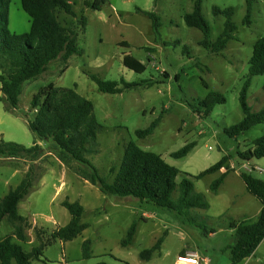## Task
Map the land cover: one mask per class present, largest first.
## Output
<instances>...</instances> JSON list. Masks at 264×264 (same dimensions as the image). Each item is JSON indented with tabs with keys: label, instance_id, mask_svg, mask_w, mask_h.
<instances>
[{
	"label": "rangeland",
	"instance_id": "obj_1",
	"mask_svg": "<svg viewBox=\"0 0 264 264\" xmlns=\"http://www.w3.org/2000/svg\"><path fill=\"white\" fill-rule=\"evenodd\" d=\"M68 1L75 17L62 10H56V17L62 26L77 29L81 54L71 56L66 64L55 60L36 79L25 82L16 109L5 111L0 102V139L32 146L34 138L27 128V121L34 115L32 96L48 84L74 89L91 102L101 126L96 145L91 147L97 152L86 155L100 177L112 182L128 143L133 142L176 168L177 184L183 177L190 178L194 192L202 195L208 208L179 215L132 197L103 194L81 178L82 172H90L86 165L60 161L49 142L38 141L44 152L35 162L0 157V199L20 182L30 166L37 178L17 208L18 215L26 219V241L12 238L11 242L28 255L43 245L41 255L31 257V264H174L182 250L195 252L207 259V264H229V246L234 240L229 223L243 218L254 220L261 206L238 175L243 172L241 165L248 164L261 168L262 172L251 173L264 180V158L242 161L238 153L251 149L254 141L264 136V123L233 137L225 129L243 118L239 93L253 45L264 37V0H253L248 26L242 25L244 0H203L201 14L210 26L212 40L223 29V18L213 16L212 7L233 9L237 30L217 54L203 49L199 45L201 32L183 21L194 0H107L100 11L85 7L83 0ZM138 11L153 12L159 18L156 32L150 19ZM82 18L85 28L79 24ZM8 26L16 34L29 31L30 19L20 0L10 1ZM90 75L118 83L123 79L139 86L117 94L101 93ZM210 92L219 93L224 102L204 116L203 109L196 106L197 99ZM246 102L252 113L264 108V75L251 78ZM158 116L161 119L152 134L144 138L135 135ZM188 143L195 146L186 156H170ZM223 157L229 173L214 193L210 184L224 170L200 179L196 176ZM176 196L177 192L173 194ZM64 200L77 201L83 208L80 223L88 224L70 241L52 239V233L70 219L61 205ZM132 222H136V233L132 242L122 247L120 241ZM14 226L3 217L0 240L10 236ZM160 237V250L149 260L140 259L139 253ZM85 240L90 241L88 259L82 257ZM239 264H264V239Z\"/></svg>",
	"mask_w": 264,
	"mask_h": 264
},
{
	"label": "trees",
	"instance_id": "obj_2",
	"mask_svg": "<svg viewBox=\"0 0 264 264\" xmlns=\"http://www.w3.org/2000/svg\"><path fill=\"white\" fill-rule=\"evenodd\" d=\"M10 1L0 0V102L3 103L5 111L17 108L25 82L36 79L53 61L60 60L66 64L71 56L81 54L77 46V29L62 26L56 17V10H62L65 14L75 17L68 0H20L22 10L30 19L29 31L23 34H16L9 29ZM106 1L83 0V4L91 10L100 11ZM202 2L203 0H194L191 12L185 13L182 18L187 27L201 32L199 45L217 54L233 39V34L237 30L232 21L233 9L212 7L213 16L223 18L221 33L212 40L210 26L201 14ZM244 2L245 15L242 25L248 26L252 17L253 0H244ZM138 12L150 19L152 30L156 32L160 27L159 18L153 12ZM79 24L85 28L83 18L79 20ZM258 75H264V37L259 38L253 45L248 61V72L239 93L243 118L238 124L225 129L229 136H237L264 123V108L252 113L246 102V92L251 78ZM89 77L96 84L97 90L106 94H117L139 86L133 82H125L123 79H120L118 83L103 81L95 75ZM223 102L224 99L219 93L210 92L204 98L197 99L196 106L202 108L206 116L213 111L215 105ZM30 108L34 115L27 121V128L34 138L32 146L27 148L0 139V157L28 159L35 162L44 152L37 142H49L52 149L58 152L60 161L73 160L86 165L90 172H82L81 178L91 185H96L103 194L132 197L139 202L151 203L179 215L193 209L208 208L202 195L194 192L190 178L183 177L177 184L175 179L179 171L176 168L165 163L159 155L139 149L133 142L128 143L112 182L108 183L105 178L100 177L86 155L97 152L91 147L96 145L97 132L101 126L94 116L91 102L74 89L48 84L32 96ZM160 119V116L156 117L145 129L136 130L135 135L138 138L149 136L157 127ZM194 146L195 143L185 144L170 156L184 157ZM238 156L242 161L264 158V136L255 140L251 149L238 153ZM225 162L226 159L221 158L215 164L199 172L196 178L200 179L207 174L221 171L223 168L224 171H221L220 175L210 184V190L215 193L229 173ZM238 176L246 191L259 201L261 209L254 220L243 218L229 223L230 228L234 230V240L229 246V264H239L249 258L264 239V180L256 178L252 173L239 172ZM36 181L37 178L30 166L20 182L0 199V221L5 217L9 223L15 224L11 235L0 240V264H31V257L37 258L41 255L43 245L32 249L28 255L19 245L11 242L12 238L22 243L26 241L23 233L26 219L18 215L17 208L19 202L29 194ZM175 192L177 196L174 198ZM61 205L68 211L70 219L65 226L59 227L52 233V239L70 241L84 231L88 224L80 223L83 208L77 201L69 203L64 200ZM16 223L20 224L16 225ZM135 233L136 222H132L125 238L120 241V245L128 246ZM161 243L162 238L160 237L153 246L142 250L139 258L149 260L155 252L160 250ZM89 247L90 241H83L82 257L84 259L90 257ZM122 264L129 263L122 262Z\"/></svg>",
	"mask_w": 264,
	"mask_h": 264
},
{
	"label": "built area",
	"instance_id": "obj_3",
	"mask_svg": "<svg viewBox=\"0 0 264 264\" xmlns=\"http://www.w3.org/2000/svg\"><path fill=\"white\" fill-rule=\"evenodd\" d=\"M233 169V166H230ZM241 168L245 173H251L253 171L262 172V169L256 166H250L248 164H242ZM223 170V168H221ZM207 260L205 258L200 257L195 252H188V253H180L175 260L174 264H207Z\"/></svg>",
	"mask_w": 264,
	"mask_h": 264
},
{
	"label": "crops",
	"instance_id": "obj_4",
	"mask_svg": "<svg viewBox=\"0 0 264 264\" xmlns=\"http://www.w3.org/2000/svg\"><path fill=\"white\" fill-rule=\"evenodd\" d=\"M25 172V171H24ZM260 209H261V206H260ZM260 209H259V211H260ZM259 213V212H258ZM183 251V253H188V252H192V251H188V250H182ZM248 259V258H247ZM246 259V260H247ZM207 260V259H206ZM208 261V260H207ZM208 263V262H207Z\"/></svg>",
	"mask_w": 264,
	"mask_h": 264
}]
</instances>
